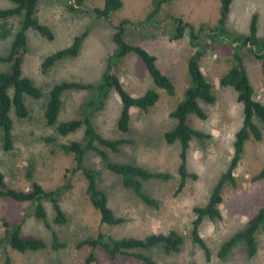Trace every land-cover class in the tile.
<instances>
[{
	"label": "rangeland",
	"instance_id": "obj_1",
	"mask_svg": "<svg viewBox=\"0 0 264 264\" xmlns=\"http://www.w3.org/2000/svg\"><path fill=\"white\" fill-rule=\"evenodd\" d=\"M103 1L83 0L79 6L72 0H39L38 20L52 30L54 40L46 41L36 33L28 32L22 72L41 89L43 96L39 100L27 99L30 111L28 119L19 121L12 114L14 146L10 152H4L0 139V171L8 186L16 190H29L31 182H37L45 190L67 184L69 189L60 202L67 222L64 225L53 224L50 205L45 202L50 225V228H46L34 218L31 204L0 199V237L1 220L16 223L23 219V237L40 239L47 245L43 251L24 254L7 248L5 255L10 257L13 264H85L86 257L92 252L98 264H143L128 257H117L110 262L101 249H77L76 245L87 238L96 237L98 233L121 239L144 238L174 230L183 238L180 251L164 254L159 246L145 251L144 254L151 257L155 264H264V233L260 230L255 234L257 252L253 257L247 255L243 242L235 244L223 259L217 257L221 246L243 231L247 222L264 205V179L253 180L264 168V125L256 118L253 122L261 130L262 139L255 141L250 138L245 142L241 160L233 174L235 186L228 183L222 190V204L219 206L222 219L205 218L199 228L210 253L209 260L205 251L193 244L190 235L191 223L195 219L193 209L207 204L218 179L227 171L236 133L242 127L243 106L238 103L236 92L219 85V79L232 66V46L211 44L200 60L202 73L213 85L216 102L213 105L199 103L207 116L206 120L194 115L187 119L191 128L210 137L191 140L185 167L195 178H187L184 188L178 193L181 181L178 175L180 145L167 144L163 137L177 124L170 113L182 101L189 86L187 64L196 50L189 44L188 33L178 41H169L173 26L168 25L166 19L169 16L177 17L195 28L200 24L213 27L220 16V0H171L163 5L158 15L159 26L147 29L136 25L128 27L126 41L143 47L156 58L157 68L173 83L174 94L168 95L156 89L140 60L128 55L115 67L121 85L132 97L155 89L159 94L158 102L145 112L132 108L129 130L125 134L116 128L120 115L117 94L111 92L102 108L92 117L93 126L102 137L127 141L117 152L106 150L113 163L134 164L171 175L168 180L142 182L143 193L154 200L156 206L144 204L132 190L123 187L119 176L105 169L96 154L87 153L84 166L100 173L98 187L105 193L114 216L123 220L117 226L102 225L98 211L90 205L86 196L85 179L80 173L68 172L74 166L73 155L63 151L61 146L81 141L83 131L61 136L55 127L46 125L43 114L48 92L61 82L99 85L106 59L114 48L113 25L123 19L135 24L141 22L152 4V0H122V8L112 15L111 23H107L91 12L92 8H101ZM9 7L10 3L0 1V9ZM253 15H256V38L261 42L264 40V0H233L225 30L232 35H247ZM18 22L10 21L14 33L19 28ZM81 35H85V38L75 58L61 60L47 71H42L41 65L48 55L70 46L73 39ZM12 39L11 36L0 41V55L8 53ZM201 44H207L203 34L200 36ZM238 53L242 57L254 98L264 105L260 63L252 57L247 47L240 46ZM7 68V65L0 64V72ZM95 96L94 90L62 94L57 122L81 118L84 105ZM30 164L31 178L28 179ZM52 232H56L60 241L66 244L64 249H49ZM0 254V264H3L5 255Z\"/></svg>",
	"mask_w": 264,
	"mask_h": 264
},
{
	"label": "trees",
	"instance_id": "obj_2",
	"mask_svg": "<svg viewBox=\"0 0 264 264\" xmlns=\"http://www.w3.org/2000/svg\"><path fill=\"white\" fill-rule=\"evenodd\" d=\"M11 4V7L0 9V41L13 37L10 49L6 55H0V64L8 66L7 70L0 72V139L2 150L10 152L14 146L13 119L12 114L19 121L26 120L30 116L27 99L39 100L43 94L31 79L25 77L22 72L25 54L27 53L28 32L36 33L46 41H53L52 30L39 22L37 17V7L39 0H0ZM75 5H81L83 0H72ZM171 0H152L151 10L139 23H132L127 19L121 20L113 25L112 43L114 48L107 57L105 68L102 74V81L99 85L80 84L76 82H61L55 84L48 92L44 106L43 118L47 126L55 127V131L61 136H68L80 130L83 131L81 141H72L61 146L62 150L71 153L74 159L73 168L68 171L72 174L80 173L86 181V196L90 205L98 211L100 224L107 226H117L123 222L121 218L115 217L108 206L105 193L99 189L98 182L100 173L84 166V156L87 153L96 154L105 169L110 173L119 176L125 189L132 190L134 194L146 205L156 206V202L143 193L142 182L149 180H168L171 175L168 173L150 171L142 166L134 164L113 163L106 150L117 152L119 147L126 143L124 139L110 140L102 137L93 126V114L102 108L109 94L115 93L120 100V115L116 128L125 134L129 130L131 120V109L147 111L159 100V94L155 89L146 91L139 97H132L121 85L115 72L117 63L128 55L136 56L144 65L153 85L156 89L163 90L168 95L174 94V85L156 66V58L149 54L143 47L131 44L126 41L125 33L128 27L136 25L144 29L159 26L158 15L163 5ZM233 0H220V16L213 27L200 24L197 28L183 22L180 18L169 16L167 24L172 25L169 41L182 39L188 33L189 44L196 49L188 60L187 71L189 75V86L186 88L183 99L179 102L170 116L177 122L174 129L164 134L167 144L178 143L180 145L179 168L180 184L177 193L184 188L187 178L194 179L193 174H189L185 167L187 150L192 139L203 140L209 138L200 131L191 128L187 119L194 115L200 120H206L207 116L201 109L199 103L213 105L216 97L213 92V85L205 78L200 69V60L211 44H227L233 47L232 66L219 79L222 88H232L237 94V101L243 106L242 127L236 133L233 144V153L229 162V167L215 184L208 202L203 207L193 209L195 219L191 223V240L205 251L207 260L210 253L207 250L204 240L200 236L199 228L202 221L221 220L222 215L219 206L222 204V190L225 184L235 186L234 171L237 168L244 150V144L250 138L255 141L262 139L261 130L254 124V118L264 125V105L254 98L253 90L249 84L248 76L243 65L242 57L238 53L240 46L248 48L252 57L259 61L264 82V40L259 42L256 38V15L252 16L249 33L247 35H232L225 30V22L228 17ZM123 6L122 0H104L101 8H92V14L107 23H111L112 15ZM73 8V7H72ZM74 9V8H73ZM11 20H18L19 28L15 33L10 23ZM204 35L207 44L200 45V36ZM85 35L76 36L70 46L57 50L48 55L42 65V71H47L57 62L75 58L81 48ZM200 46V47H199ZM94 90L96 96L84 105L82 117L66 122L58 123V116L61 109L62 94L69 91ZM31 164L28 167L27 177L31 178ZM264 179V168L253 179ZM69 186L66 184L53 190H45L37 182H31L29 190H16L8 186L4 174L0 171V199H8L15 203H29L33 209L35 219L41 221L46 228H50L48 214L44 207L47 202L52 212V223L64 225L67 222L65 213L60 205L62 196L67 192ZM23 219L16 223H9L1 220L2 236L0 237V253L5 255L6 249H12L21 254L39 252L47 249L43 240L23 237L21 228ZM264 233V205L250 219L243 231L233 235L227 240L217 253L219 259H223L238 242H243L247 255L253 257L257 252L255 234L258 231ZM183 244V238L174 230L167 234H151L144 238H121L116 239L111 235L98 233L94 238H87L76 245L77 249L88 247L91 251L101 249L108 261L112 262L117 257H128L140 261L143 264H155L148 255L144 254L156 246L162 248L164 254L178 253ZM66 244L61 242L56 232H52L51 250L58 251L64 249ZM1 259V254H0ZM97 263V259L91 252L85 259V264ZM3 264H13L10 257L4 256Z\"/></svg>",
	"mask_w": 264,
	"mask_h": 264
}]
</instances>
